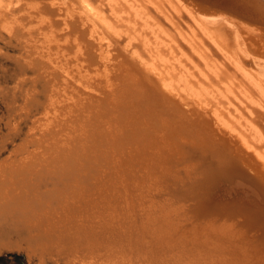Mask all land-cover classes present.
<instances>
[{"label": "bare ground", "instance_id": "1", "mask_svg": "<svg viewBox=\"0 0 264 264\" xmlns=\"http://www.w3.org/2000/svg\"><path fill=\"white\" fill-rule=\"evenodd\" d=\"M20 1L39 14L38 28L51 29L37 57L28 53L23 68L18 65L22 74L34 71L31 85L41 89L33 90L47 91V99L27 89L18 106L26 118L43 110L35 116L42 120L35 126L39 137L26 140L25 134L24 144L0 160V243L6 239L1 244L8 249L18 243L40 263L264 264V155L214 110L207 116L170 95V84L162 76L151 79L146 70L152 65L134 49L135 66L121 58L113 71L109 51L96 53L100 46L89 39L107 48L96 21L122 20L165 67L201 89L198 97L220 103L222 83L244 102L255 90L264 93V12L236 14L215 0H107L113 13L107 23L91 0H78L84 15L73 14L64 0H0L7 33L14 26L2 20ZM65 8L70 29L58 33L60 21L42 14ZM70 13L82 29L68 22ZM53 40L57 48L74 50L78 85L58 78L69 73L64 55L57 56L64 60L60 74L47 70L56 60L48 48ZM59 97L71 102L58 105ZM9 104L11 112L15 105ZM66 112L72 114L51 130Z\"/></svg>", "mask_w": 264, "mask_h": 264}, {"label": "rangeland", "instance_id": "2", "mask_svg": "<svg viewBox=\"0 0 264 264\" xmlns=\"http://www.w3.org/2000/svg\"><path fill=\"white\" fill-rule=\"evenodd\" d=\"M64 1H65L64 5L68 9L70 8L71 11H73L72 12L73 14L74 13H80L82 15L85 14L82 11L81 7L79 6L78 0H64ZM91 1H92L93 5L98 6L100 8V10L103 12V17L107 21V23H108V21H111V19H113V13L110 9V6L108 5L107 0H91ZM31 2H33V1H31ZM30 4L31 3H28L26 1H20L18 5H16V6L12 5L11 10L8 11L9 14L4 16V19L2 20L1 24L7 23V25L14 26V29H13L14 31L12 30V33H7L5 30V27L0 25V134H1L0 135V139H1L0 140V145H1L0 146V160L4 157L12 155L14 153L13 149L15 148V146H16V148L18 147L17 146L18 143H20V145H21L23 142V144H24V135L25 134H26L25 139L27 138L26 140H28V138L29 139L33 138L34 137L33 135H36L34 138H37V136L39 137L37 132L40 134V131L37 128H35V126H37V124H39V122H41L42 120L41 119L39 121L38 120L35 121V120L37 118H41V116L43 115V113L41 111H43V110H39L38 112H33L34 115L32 113V114H30L31 116L30 115L28 116L29 118L28 117L26 118L23 116L24 110L22 108H19V106H20V104L22 106V102L25 100V98H24L25 92L28 91L27 89H29L30 86L32 87L30 89V91L31 90L34 91L33 93L36 92V90H33V88H36L38 91H40L39 89H41V88L37 84H36V86L33 85L34 87L31 85L30 78L33 79V77L36 76V74L33 73L34 71H26L25 70L26 72L24 74V70H23V74H22V72H21L22 69L21 68L19 69L18 65L19 66L21 65V67H22V63H24L27 59L28 60L30 59V58H28L30 53H31L30 54L31 57L32 56L37 57L39 49H42V47L40 48V45L46 44V46H47V43L44 42V39L46 38L45 35H49L51 33V29H48L45 26V24H41V25H43V27L38 28V25L40 24V20H38L39 14L36 15V13L34 12L35 9H33V8L30 9ZM42 15H49V16L51 15L52 16L51 18L53 20L60 21V23L58 25L59 30L57 29L58 33H65V31L70 29L69 24H64L65 23L64 19L66 17V8L63 12L60 11V13H59V11L58 12L57 11H54V12L47 11V13H44ZM122 16L125 18L126 16H129V15H126V13L124 12V13H122ZM67 18H68V22H70L69 20H71L72 21L71 24H75V26L78 29H82V26L80 25V21L78 19H74L72 17L71 13L67 16ZM120 21H122V20H119L117 22L118 24H109L108 23V24H106V26H102L97 21L95 23L96 29H97V34L99 36L102 35V36L106 37L108 40L109 46L107 48H105V44L103 42H99L94 37H89V39L93 40L95 43H97L100 46V48L96 49V51H95L96 53H100L101 50L104 51V49H107L109 51L110 63H112L111 68L113 66L118 65L117 64L118 61H123V60H121V58L124 59L123 62H125L126 64H128L130 66H135L134 62H137L138 59L135 55L131 54V51L134 49L138 55L143 57L146 61H148L149 64L152 65V68H149L146 70L147 74L149 75V77L151 79L158 80L157 78H160V80H161V76H162V77H164V79H166L167 83L170 84V86L172 88L170 95H173V97L178 99V100L190 102V104L188 106L189 109L194 108V107L197 109L198 108H204L205 110H207L209 112V113H207V116L212 115V113H213L212 110H214V112H216L221 119L228 122L232 127H234L237 131H239V133H241L255 148H257L264 155V93H260V92L255 90L252 98L250 96L248 99L245 98L244 102H240L238 100L239 97L244 98V96H241V94H239L238 97H235L233 95V93L226 91L227 88H225L224 84L221 83L219 85V88H220V95H221L220 98L222 100L220 101V103H214V104L208 103V101L203 100L201 97H198L199 94L201 95V92H202L200 88L199 89L197 87H191L190 88L189 85H186V82L184 81V77H182L179 74H176L175 71H173L172 69L165 67L163 57L160 58L159 56L155 55L150 50V46L143 43L141 34H139V33L129 34V32L127 31V26H129V24L126 25L125 23H122L123 21L122 22H120ZM88 23H90V22H88ZM145 31L149 32L148 28L145 27ZM14 32H15V34H14ZM62 37H64V35ZM61 42L62 41H60V43ZM48 48L51 51L50 55L52 57L55 56L56 60L51 62V67H47V70L49 72H53V71L58 72L59 71L58 73L60 74L62 72V70L60 69L59 64L61 65L62 62H64V60L60 61V58L57 56L58 55L59 56L64 55L63 58H67L70 61V62L68 61L69 65L67 66L68 67L67 71L69 73L67 72L68 73V74H66L67 76L62 73V75L58 78L60 81L62 79L65 81L64 78L67 77L68 79H66L65 82L68 81L69 84H71V85L72 84L78 85L77 84L78 80H76L74 78V75H73L75 72V67L77 66L72 59L74 57V54H75L74 50L66 52L65 48L63 46L62 47L60 46V48H57L54 46V40H53V42L52 41L50 42V46ZM249 51L252 53H257V52H254L253 50H249ZM257 54H260V53H257ZM119 57H120V59H119ZM39 59L44 60V62L46 61V58H44V57L39 58ZM22 60H23V62H21ZM92 67L94 68V65L91 66L90 68H92ZM114 68H112L113 71H115ZM140 68L141 67H138L139 70H141ZM157 70L159 71V74H157L155 72ZM18 71H19V73H18ZM90 71L92 72L91 73L92 75L95 74L94 69H90ZM40 72H41V70H40ZM44 74L46 75L47 72ZM70 75H73V77H70ZM50 76H51V74L49 75V77ZM23 77H25V79L28 78L29 80L27 79L28 80L27 81ZM22 80H23V82H22ZM80 87L82 89H85L83 86H80ZM89 87L91 89V86H89ZM18 88H20V89H18ZM76 88H78V87H76ZM18 90L20 93L18 92ZM85 90H88L90 93H95L97 96L101 95V93H102V92L101 93L95 92L96 90L94 88H93V90H89V89H85ZM30 91H28V92H30ZM38 91L36 93L42 94L43 100L47 99V97H46L47 91L45 93H43V91H41V92H38ZM14 94L16 95V98L14 100H11L13 98L11 96ZM224 94L227 95V97L233 98V100H231L232 101L231 104L226 102V97L224 96ZM22 96H23V98H22ZM19 97H21V98H19ZM8 98H10V99H8ZM60 98L61 97L57 98L59 101L58 105H63V104L65 105L67 102L68 103L71 102L70 98L62 97L65 101H60ZM6 102H8V103H6ZM9 103L12 105H15V106H13L14 110H12L11 112L9 111V109H7ZM24 103H25V101L23 102V104ZM205 103H206V105H205ZM10 104H9V106L12 107V105H10ZM235 108H238V110L245 115V117L247 119V120L246 119L245 120L247 122H245V120H238L237 119L238 116L236 115V109ZM226 113H228V114H226ZM14 114H15V116H14ZM71 114L72 113H67V112L65 114L62 113L61 115H59V118L57 117L56 121H54V123L49 126V128L51 127L53 130L58 129L59 128L58 124H61L63 121H65V118H67V117L69 118V116ZM225 114L227 117L225 116ZM19 115H21L20 117H23L22 118V119H24L23 121H22V119H20ZM37 115H39V117H37ZM35 116L37 118H35ZM12 118H13V120H12ZM31 118H32V120H30ZM7 119L9 120L8 122L6 121ZM57 120H59L60 122ZM66 120H68V119H66ZM12 121L15 122L16 124H19V125H16ZM30 122L32 125H34L33 129H31L33 126L30 124ZM33 123H35V124H33ZM14 126L17 128H15ZM27 127H29V128L31 127V128L29 129ZM29 130H30V132H29ZM33 130H35V131H33ZM6 132H7V134H6ZM17 132H19V133H17ZM65 132L63 131V134ZM45 133H47V132H45ZM28 134L30 136L27 137ZM12 136H14V137L12 138ZM31 136H33V137H31ZM16 143H17V145H16ZM3 148H4V150H3ZM2 242L7 243L8 241H6V239H5ZM1 243H0V264H58V263L62 264L61 261L60 262L52 261V259H54V258H52L50 260L46 259L40 263V261L37 260L38 258L35 255L27 254L30 252L24 247L21 248V245H19L18 243L15 242L14 243L15 245H13V243L10 242V248L9 249L7 247L8 244L6 245V244H1ZM16 245H18V246H16ZM13 246H15V247H13ZM13 248H15V249H13ZM28 255L29 256L31 255V257H29Z\"/></svg>", "mask_w": 264, "mask_h": 264}, {"label": "water", "instance_id": "3", "mask_svg": "<svg viewBox=\"0 0 264 264\" xmlns=\"http://www.w3.org/2000/svg\"><path fill=\"white\" fill-rule=\"evenodd\" d=\"M199 1L204 3V4H211L207 0H199ZM221 1L227 5V6H225V5L224 6L229 8L228 11L236 12V14H239L236 10H243V9L250 10V11L253 10L256 13H262V14L264 12V0H215L216 3L218 2L220 4H223ZM183 111H187V110H183ZM187 113H188V117L191 118V115H193V113L192 112H187ZM185 115H187V114H185ZM256 183L258 185L259 182H256Z\"/></svg>", "mask_w": 264, "mask_h": 264}]
</instances>
